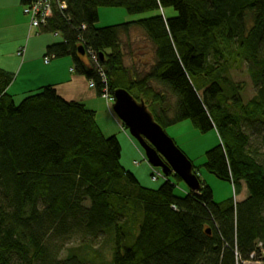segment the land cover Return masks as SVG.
Instances as JSON below:
<instances>
[{"label":"trees","instance_id":"obj_1","mask_svg":"<svg viewBox=\"0 0 264 264\" xmlns=\"http://www.w3.org/2000/svg\"><path fill=\"white\" fill-rule=\"evenodd\" d=\"M59 2L64 10L40 31L62 42L46 47L44 58H71L97 97L125 90L162 129L190 121L202 134L215 132L204 167L235 196L244 185L247 196L215 203L195 168L198 194L186 188L176 196L169 178L182 182L172 172L156 190L141 187L93 111L52 86L16 105L7 93L13 77L0 70V264H90L75 251L61 257L64 245L101 236L112 248L98 264H264V0ZM169 8L174 17L163 16ZM100 9L152 16L98 28ZM134 30L151 46L153 64L143 74L124 65L121 43ZM243 62L255 89L247 101L230 77Z\"/></svg>","mask_w":264,"mask_h":264},{"label":"rangeland","instance_id":"obj_2","mask_svg":"<svg viewBox=\"0 0 264 264\" xmlns=\"http://www.w3.org/2000/svg\"><path fill=\"white\" fill-rule=\"evenodd\" d=\"M98 16L99 20L97 27L104 28L146 19L152 16V13L128 16L123 9H100L98 11ZM163 16L171 18L175 16V13L169 8L164 10ZM13 19L14 23L12 27L5 26V28L0 31V40L6 41L8 39H15L17 41H24L21 46L23 48L26 46L24 59L27 61H25V65H27L26 63L32 65L30 70L32 75L29 77L31 80L29 83L30 85L25 83V85L30 88V86H34L39 82L42 74L41 70L45 67L43 64L45 59L44 46H46V44L61 43L62 38L52 33H39L37 29H33L31 34H29L28 30L23 33V25L26 23L27 28H29L30 24L29 18L23 14V7L21 15L19 16L17 13L13 16ZM121 44L124 52L125 67L132 71L135 70L139 74L146 73L150 70L153 64L150 52L151 46L146 41L142 31H132L128 39L123 38ZM227 49L230 51L233 50L232 47ZM0 59L2 58L0 57ZM63 62L68 63L70 67L72 66L71 58L52 60L50 64L53 65L54 63ZM248 68L249 66L247 63L243 62L238 70L234 68V66L230 70V77L234 83H238L240 86V93L244 101L253 98L255 95V89L248 75ZM26 74L22 73V76H27ZM21 85L22 83H18L17 88H20ZM11 93L14 94L13 91H10V94ZM92 93L96 95L94 90ZM98 99L95 108L93 106L96 124L104 137L108 138L114 136L119 142L121 149V166L135 177L141 187L151 190L158 189L165 180L163 177H160L157 181H152L151 175L159 173V169L152 168L148 164L144 151L140 148L138 143L131 138L128 130L121 129L119 120L112 112L113 103L106 101L104 98L99 97ZM20 101V97L14 99L16 105H18ZM163 129L166 136L173 141L178 150L190 161L193 168H195V173L199 181L211 190L215 203H222L230 199H233L235 203H239L242 200L241 195H243V198L244 195L247 196L244 185L238 188V194L235 196V192L230 183L221 181L206 171L204 167L206 161L205 154L218 144V138L215 132L212 131L202 134L192 126L190 121H183ZM169 180L176 185L174 191L176 196L181 197L186 193L187 187L183 183H176L172 178H169ZM111 248V238L109 236H101L88 246H86L82 240L75 238L64 245L61 257H65L69 251H75L89 261L90 264H98L102 263L100 261L108 262L110 260ZM259 259L261 258H258V260ZM246 264L263 263L252 261Z\"/></svg>","mask_w":264,"mask_h":264},{"label":"crops","instance_id":"obj_3","mask_svg":"<svg viewBox=\"0 0 264 264\" xmlns=\"http://www.w3.org/2000/svg\"><path fill=\"white\" fill-rule=\"evenodd\" d=\"M26 3L27 0H0V31H2L5 26H13V16L17 13L20 16L22 7ZM27 30L29 34L33 31L30 28V24L29 28H27L25 23L23 25V33ZM38 32L43 33L41 31ZM23 42V40L17 41L15 39H8L6 41L0 40V57L3 59H0V70L13 77L14 81L7 89V93L13 97V99H16L17 97L22 99L26 95L33 93L42 87L52 86L56 90L57 94L65 101L80 103L85 106L86 109L94 111L95 104L99 100V97L96 98V95L92 93L93 90L89 89L88 81H86L84 77L75 74L74 70L71 71L73 69V65L70 67V65L65 62L54 63L53 65L50 64L52 60L60 59L48 58L49 63H43L45 67L41 70L42 74L39 82L28 88L25 83L29 84L31 82L29 77L32 75V72L30 71L32 65L30 63H26L27 65H25V61H27L24 59L26 46L24 48L21 46ZM48 46L50 45L46 44L43 49H46ZM83 61L87 63L86 59ZM25 69H28L29 71ZM22 73H27V76H22ZM18 83H22L20 88H17ZM10 91H13L14 94H10ZM241 199L242 200L239 203L246 199V195H244V198L243 195H241Z\"/></svg>","mask_w":264,"mask_h":264},{"label":"water","instance_id":"obj_4","mask_svg":"<svg viewBox=\"0 0 264 264\" xmlns=\"http://www.w3.org/2000/svg\"><path fill=\"white\" fill-rule=\"evenodd\" d=\"M77 53L84 57L82 48H78ZM112 111L144 151L152 168L161 170L163 176L172 172L190 192H200V183L193 174L192 164L154 122L143 101L137 102L125 90H116L113 93Z\"/></svg>","mask_w":264,"mask_h":264},{"label":"built area","instance_id":"obj_5","mask_svg":"<svg viewBox=\"0 0 264 264\" xmlns=\"http://www.w3.org/2000/svg\"><path fill=\"white\" fill-rule=\"evenodd\" d=\"M54 10H64V6L59 0H27V3L23 6V14L30 20V28L40 31L47 24V21L52 18ZM90 59L95 63V56L89 54ZM44 63L48 64L49 59L45 58ZM73 71V69L71 70ZM92 83L89 84V88H93ZM105 98H108L105 96ZM160 177L159 174L152 175V181H157Z\"/></svg>","mask_w":264,"mask_h":264},{"label":"bare ground","instance_id":"obj_6","mask_svg":"<svg viewBox=\"0 0 264 264\" xmlns=\"http://www.w3.org/2000/svg\"><path fill=\"white\" fill-rule=\"evenodd\" d=\"M91 60V59H90ZM91 62L93 63V64H97V61L94 63L92 60H91ZM90 83H92L93 84V82L92 81H88V87H89V84ZM94 85V84H93ZM89 89H92V90H94V87L93 88H89ZM104 91H106V90H104ZM105 96H107L108 98H105ZM101 98H104L106 101H108V102H112L113 103V95L112 96H109L106 92L104 93V95L101 97ZM113 112V111H112ZM119 125H120V127H121V129H123V130H127L123 125H122V123L119 121ZM160 172L159 173H156V174H159L160 175V177H166V176H163V174H162V172H161V170H159ZM159 177V178H160ZM158 178V179H159ZM157 179V180H158ZM182 182V181H181ZM183 183V182H182ZM184 184V183H183ZM185 185V184H184Z\"/></svg>","mask_w":264,"mask_h":264}]
</instances>
